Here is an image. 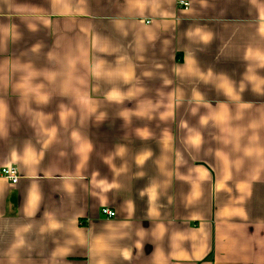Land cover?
I'll return each mask as SVG.
<instances>
[{
    "label": "crops",
    "instance_id": "0c3cea01",
    "mask_svg": "<svg viewBox=\"0 0 264 264\" xmlns=\"http://www.w3.org/2000/svg\"><path fill=\"white\" fill-rule=\"evenodd\" d=\"M5 167L0 264H264V0H0Z\"/></svg>",
    "mask_w": 264,
    "mask_h": 264
},
{
    "label": "built area",
    "instance_id": "2783aa9c",
    "mask_svg": "<svg viewBox=\"0 0 264 264\" xmlns=\"http://www.w3.org/2000/svg\"><path fill=\"white\" fill-rule=\"evenodd\" d=\"M179 5L182 6L185 10L188 9V3L186 2H179ZM0 176L6 179L11 184H16L19 180L18 171L14 167H5L1 169ZM101 214L104 215L106 218H114L115 213L112 210L104 208L101 210Z\"/></svg>",
    "mask_w": 264,
    "mask_h": 264
}]
</instances>
